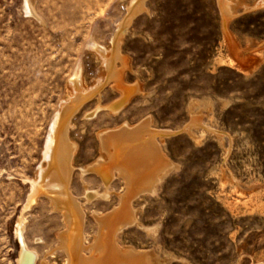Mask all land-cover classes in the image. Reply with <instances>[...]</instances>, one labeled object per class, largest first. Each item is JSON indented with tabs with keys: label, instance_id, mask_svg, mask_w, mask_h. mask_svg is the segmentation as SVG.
Segmentation results:
<instances>
[{
	"label": "rangeland",
	"instance_id": "1",
	"mask_svg": "<svg viewBox=\"0 0 264 264\" xmlns=\"http://www.w3.org/2000/svg\"><path fill=\"white\" fill-rule=\"evenodd\" d=\"M28 1L0 0V264H18L21 215L36 264H70L66 214L47 197L22 211L52 123L73 96L70 80L79 66L88 88L103 77L91 45L112 49L130 0H32L37 16ZM144 4L119 39L120 79L71 120L82 254L132 210L117 246L153 264H264V0H234L229 15L220 0ZM122 100L118 112L109 109ZM133 131L155 139L169 169L133 194L114 172L106 190L91 170L114 151H103L100 135ZM106 191L108 199L87 198Z\"/></svg>",
	"mask_w": 264,
	"mask_h": 264
},
{
	"label": "bare ground",
	"instance_id": "2",
	"mask_svg": "<svg viewBox=\"0 0 264 264\" xmlns=\"http://www.w3.org/2000/svg\"><path fill=\"white\" fill-rule=\"evenodd\" d=\"M27 1V0H25ZM26 3V2H25ZM145 0H130L128 4V14L125 19L118 25V30L112 39V49H102L97 43L91 45V49L95 51L102 59L105 74L98 79L94 86L88 88L84 84V73L81 66L78 67L74 77L70 80V87L73 90V96L65 107L59 112L52 123L49 137L45 146L43 159L45 164L38 171L36 180L31 181V192L28 195L27 203L22 213L31 209L37 203L40 197H47L51 200L56 210L66 214V220L69 229L62 238L63 248L67 251L70 264H153L152 257L144 252H134L131 250L122 251L116 243L117 235L133 222L134 211H130L127 218L121 220L119 224L111 227L110 235L100 236L98 239L99 247L90 257L84 256V235H82L83 215L76 197L70 191V183L74 172L72 161L75 155V145L69 137V129L71 127L72 117L79 111L82 104L89 98L98 94L104 86L110 81H117L122 75V69L118 68L117 63L121 62L124 67L127 63L125 57L120 52V38L124 32L130 27L132 21L143 11H145ZM221 7L226 15L231 14V5L234 0H220ZM26 9L29 14L37 16L35 5L32 0L26 3ZM26 11V12H27ZM42 20V19H39ZM66 102V101H65ZM127 101H120L119 105L109 107L116 113ZM96 109L92 116L96 114ZM147 127V126H146ZM145 127V128H146ZM129 129V128H128ZM132 132V130H131ZM129 133L128 137L125 133L123 136L106 137L104 132L100 135L103 151L106 154L109 150H114L111 157L107 160L101 159L95 164L94 170L98 173L109 190L110 183L114 178V172H118L130 188L133 194L138 189L151 187L160 174L166 173L169 169L161 159V149L157 142L144 139L142 134L135 131ZM138 135V136H137ZM160 138L168 137L169 133H160ZM151 139V138H150ZM109 163V165H106ZM166 163V161H165ZM155 165V166H154ZM153 166V167H152ZM88 169H83L85 174ZM28 181V180H27ZM128 187V189H129ZM136 195V194H135ZM110 192L104 194L97 192L88 193L87 198L92 201L96 198L108 199ZM134 197V196H133ZM133 214V215H132ZM109 226V225H108ZM107 226V227H108ZM25 219L21 215L16 225V237L21 244V252L18 264H36L37 253L30 251L24 241ZM105 237V238H104ZM141 256V258H139ZM137 257V258H136Z\"/></svg>",
	"mask_w": 264,
	"mask_h": 264
}]
</instances>
